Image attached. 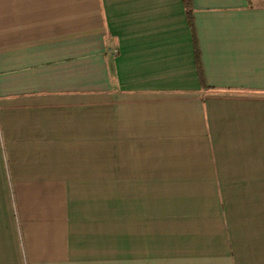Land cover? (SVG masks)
I'll list each match as a JSON object with an SVG mask.
<instances>
[{"label":"crops","instance_id":"1","mask_svg":"<svg viewBox=\"0 0 264 264\" xmlns=\"http://www.w3.org/2000/svg\"><path fill=\"white\" fill-rule=\"evenodd\" d=\"M190 5L0 0V264H264V3Z\"/></svg>","mask_w":264,"mask_h":264},{"label":"trees","instance_id":"2","mask_svg":"<svg viewBox=\"0 0 264 264\" xmlns=\"http://www.w3.org/2000/svg\"><path fill=\"white\" fill-rule=\"evenodd\" d=\"M183 1H184V9H185L187 22H188L189 27L193 31V27H192V8H191V5H190V0H183ZM196 58L198 60V55L196 56Z\"/></svg>","mask_w":264,"mask_h":264},{"label":"rangeland","instance_id":"3","mask_svg":"<svg viewBox=\"0 0 264 264\" xmlns=\"http://www.w3.org/2000/svg\"><path fill=\"white\" fill-rule=\"evenodd\" d=\"M263 1V3H264V0H262Z\"/></svg>","mask_w":264,"mask_h":264}]
</instances>
